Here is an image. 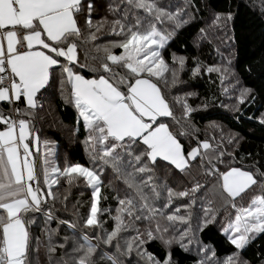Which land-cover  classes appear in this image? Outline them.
<instances>
[{
	"label": "snow or ice",
	"instance_id": "snow-or-ice-1",
	"mask_svg": "<svg viewBox=\"0 0 264 264\" xmlns=\"http://www.w3.org/2000/svg\"><path fill=\"white\" fill-rule=\"evenodd\" d=\"M190 2L184 0L185 5ZM172 7L161 0H111L107 10L114 18L109 20L106 15L94 20L93 0H0V104L12 106L7 113L0 109V264H41L42 248L49 264L57 248L65 249V253L55 264H99L105 260L109 264H122L119 257L133 252L145 264H173L171 252L160 261L144 248L148 241L157 239L166 246L176 243L188 251L184 240L191 232V212L178 213L196 203V193L209 189L200 181L180 191L169 187L166 180L157 183L161 179L158 167L161 172L165 170L158 162H167L184 173L193 162L207 161L211 165L218 158L213 153L219 146L203 140L185 152L177 133L162 120L171 118L180 123L160 86L161 82L167 85L168 73L173 86L178 81V70L170 68L162 50L175 29L188 22L183 19L187 14L185 7L175 6V10H170ZM81 16H84L83 26ZM231 19V14H217L209 28ZM166 23L173 25L171 31L160 27ZM105 29L106 35L120 39L96 44L98 34ZM200 32L202 38L206 37V29ZM89 44L91 48L86 47ZM114 49L122 51L117 54ZM81 53L85 61L94 63H82ZM172 59L182 70L185 59L174 54ZM57 67L59 73L54 71ZM86 67L97 75L86 78L79 71ZM206 71L227 73L228 70L210 66ZM199 72L197 67L194 74ZM52 81H58L65 103L76 110L77 124L82 122L86 132L83 143L93 167L79 163L57 166L49 159L54 153L45 141L47 151L38 168L41 141L33 121L36 109L43 108L38 94ZM249 92L250 89L241 90L240 104ZM174 99L182 106L186 119L193 109L183 97ZM17 102L25 107L15 106ZM188 134L183 128L179 133ZM223 155L224 152H219V156ZM105 168L111 169L125 185L123 196L113 188L116 191L113 199L117 201L114 215L111 209L101 206V201L108 199L102 194ZM204 175L218 176L219 190L207 197L202 193L206 206L200 230L216 222L214 205L218 199L221 207L232 210L223 227L224 234L235 249H244L256 235L264 233V172L239 167L220 172L212 166L205 168ZM61 178L70 186L82 180L91 189L90 208L82 227L102 229L101 235L78 234L76 223L61 220L60 224L73 230V236L56 242L54 237L59 229L47 225L57 218L45 206L49 200L57 199L53 188L60 184ZM107 186L113 187L112 182ZM161 189L167 196L157 207ZM250 190L254 191L249 196ZM67 198L63 197L65 201ZM185 198L188 203L165 212L175 200ZM36 213L45 217L43 239L31 231V226L37 223ZM105 214L113 221L110 231L101 220ZM177 224L188 227L179 236L166 238L170 230H178ZM101 244L114 247L115 253L105 252ZM201 251L207 252V246ZM215 255L213 251L196 264H209ZM221 264H239L238 252Z\"/></svg>",
	"mask_w": 264,
	"mask_h": 264
},
{
	"label": "trees",
	"instance_id": "trees-1",
	"mask_svg": "<svg viewBox=\"0 0 264 264\" xmlns=\"http://www.w3.org/2000/svg\"><path fill=\"white\" fill-rule=\"evenodd\" d=\"M110 2L111 0H93L94 20H99L106 15L109 20L114 18L107 10ZM161 3L171 4L173 7L170 10H175V6L185 7L187 14L183 19L188 21L182 27L175 29L174 36L162 50L164 59L170 68L178 70V81L174 86L171 83V73L166 74L167 85L160 83L176 117L180 120L177 124L168 118L167 123L170 129L177 133L185 152L203 140H208L214 146L219 147L213 153L218 158H214L211 165L207 161L193 162L192 167L184 173L168 165L167 162H158L159 166L164 167L165 170L161 172L158 167L157 174L161 176V179L157 183L163 184L166 180L169 187L180 191L190 188L195 181H200L205 184L209 192L202 190L196 193V203L188 210L182 208L178 213L187 215L189 211L191 212V232L184 240L188 251L176 243L166 246L159 239L148 241L144 248L160 261H163L167 253L171 252L173 264H196L205 256H210L213 251L216 255L209 264H221L226 257L236 252L239 254V264H264V233L256 235L244 249H235L223 232V227L230 218L229 212L232 210L221 207V201L218 199L214 205L217 210L216 222L208 224L202 231L199 227L203 222V208L206 206V199L202 198V193L204 197H207L219 190V177L204 175L206 167L214 166L220 172L230 167H239L254 172L259 169L260 172H264V122H262L264 121V0H191L187 5L184 4V0H161ZM217 14L224 16L231 14L232 19L222 21L218 27L209 28ZM80 24L84 25V16L80 17ZM160 27L168 28L170 31L173 29V25L167 23ZM201 29L207 30L204 38L201 36ZM106 32L107 29L98 34L99 39L95 42L96 44L104 45L112 40L120 39V37L106 35ZM86 47L91 48L92 45L89 44ZM120 51L122 50L114 49L117 54ZM173 54L185 59L182 70H180L179 63H173ZM61 61H63L62 58ZM81 62L89 65L94 63L92 60L85 61L82 53ZM210 66L228 71L227 73L223 71L209 73L206 69ZM197 67L200 68V72L194 74ZM54 71L59 73V68L57 67ZM79 71L86 78H93L97 75L87 67ZM243 89H250V92L245 102L240 104L238 97ZM175 97H183L193 109L186 119L183 117L182 106L175 102ZM38 100L43 105V108L36 109V117L33 121L41 141L40 153L37 155L38 168L43 159V153L47 151L45 140L54 153L49 159L55 161L57 166L79 163L86 167H93L83 143L86 132L82 122L77 124L76 110L72 105L65 103L58 81H52L46 90H42L38 94ZM15 106L25 107L21 102H17ZM10 107L12 106L0 104V109L6 113ZM53 125L55 131L51 129ZM182 128L189 134L179 135ZM45 130H48L47 136H44ZM219 152H224V155L219 156ZM102 180L105 182L102 194L108 199L102 200L101 206L111 209L114 215L117 201L113 199L116 195L113 188L119 190L123 196L125 185L116 179L115 174L108 168H105ZM109 181L112 182L113 187L107 186ZM53 191L57 193V199L49 200L45 207L46 209L51 208L57 218L47 225L52 229H59L58 235L54 237L57 243L63 242L66 236H73V230L66 224H60L61 220L76 223L78 234L101 235L102 229L82 227L83 218L88 215L91 201V189L85 187L82 180L70 186L61 178L60 184L55 186ZM160 191L161 199L156 201L157 207L165 202L167 196L166 191L163 189ZM253 191L250 190L249 196ZM64 196L68 197L66 201L63 199ZM188 202L187 198L175 200L172 208L165 209V212L170 213L177 206ZM244 202L247 203V197ZM35 217L37 223L31 226V231L34 236L43 239V229L46 227L45 217L42 213H36ZM101 220L105 221L104 228L110 231L113 227L111 218L105 214ZM139 226L143 231L144 225ZM186 227L188 225L177 224L178 230H170L165 234L166 238L179 236ZM131 234L135 235V233ZM124 235L127 236L129 233ZM92 242L97 243L95 239ZM205 246L208 251H201ZM100 247L105 252L115 253L116 251L114 247L107 245L101 244ZM68 251L70 252V248ZM64 253L65 249L57 248L52 264H55ZM134 257L139 260V263ZM119 258L122 264H129V261L131 264H145L135 252L130 256ZM40 262L49 264L43 248L40 251ZM99 264H109V262L105 260Z\"/></svg>",
	"mask_w": 264,
	"mask_h": 264
},
{
	"label": "rangeland",
	"instance_id": "rangeland-1",
	"mask_svg": "<svg viewBox=\"0 0 264 264\" xmlns=\"http://www.w3.org/2000/svg\"><path fill=\"white\" fill-rule=\"evenodd\" d=\"M263 6H264V4H263ZM54 124H56V123H54ZM215 127H217V125L215 124ZM52 129V131H55V126L53 125V127L51 128ZM61 129H59V131H60ZM66 129H64V131H65ZM47 131L48 130H45V132H44V136H47ZM46 139V138H45ZM45 141H47V140H45ZM64 156H66V154L64 153ZM134 259H135V261L137 262V263H139V260L136 258V257H134Z\"/></svg>",
	"mask_w": 264,
	"mask_h": 264
},
{
	"label": "crops",
	"instance_id": "crops-1",
	"mask_svg": "<svg viewBox=\"0 0 264 264\" xmlns=\"http://www.w3.org/2000/svg\"><path fill=\"white\" fill-rule=\"evenodd\" d=\"M61 59V58H60ZM63 59V58H62ZM51 84V82H50ZM163 122L167 123L168 118H162Z\"/></svg>",
	"mask_w": 264,
	"mask_h": 264
}]
</instances>
